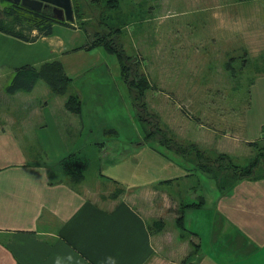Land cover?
<instances>
[{
    "label": "crops",
    "instance_id": "0c3cea01",
    "mask_svg": "<svg viewBox=\"0 0 264 264\" xmlns=\"http://www.w3.org/2000/svg\"><path fill=\"white\" fill-rule=\"evenodd\" d=\"M58 24L65 25L54 23L51 34L40 35L32 41L4 33L19 45L40 47L47 42L53 53L61 55L59 60L71 77L77 72V66L88 63L97 47L104 46L89 48L88 31L71 22V26H65L86 33L81 36L80 47L73 48L81 58L72 61L74 51L67 49L69 44L64 38L54 35ZM16 56L19 66L36 63L14 53L13 57ZM19 66L7 71L10 79ZM38 82L31 90L10 93L12 101L7 95L3 97V92L0 95L6 106L0 112V264H264V176L237 177L223 186L202 165L204 159L192 161L174 150L175 156L169 160L175 166H168L165 159L169 157L163 150L139 142L144 159H135L138 164L129 165L125 155L112 161L105 174L98 172L113 182L116 189L123 188L108 203L101 202L68 178L62 162L78 149L72 142L75 138L76 143L84 138L83 147L95 149L97 153L101 134L111 135L109 141L121 140L127 146V119L99 126L91 115L86 117V125L82 119L78 120L82 111L68 110L66 97L62 102L57 97L61 95L57 94L54 100L60 99L62 116L58 112V116L56 113L43 116L38 111L22 115L23 105L30 103L40 85ZM42 86L47 95H52L48 84ZM253 94L244 140H229L231 147L228 148L226 136H223L226 143L211 145H201L194 139L203 151L237 156L243 142L250 144L261 138L264 72L254 81ZM119 97L114 96V101L127 103L125 96ZM36 103V109L49 105L48 101L45 105L41 101ZM68 118L75 119L68 123ZM71 124L80 125L76 131L78 136L74 135ZM24 141L33 142L36 147L31 148L32 143L28 146ZM176 159H182L183 164L180 160L176 163ZM152 160L162 173L153 181L155 189L145 181L136 178L139 183L132 179L143 171L144 162ZM179 176L182 177L178 179ZM188 187L187 193L181 195L179 190ZM197 192L202 193L199 201L202 203L183 209L186 204L199 203L195 201ZM181 210L182 225L178 222ZM155 220H163V226L155 227L152 223Z\"/></svg>",
    "mask_w": 264,
    "mask_h": 264
},
{
    "label": "rangeland",
    "instance_id": "374dc122",
    "mask_svg": "<svg viewBox=\"0 0 264 264\" xmlns=\"http://www.w3.org/2000/svg\"><path fill=\"white\" fill-rule=\"evenodd\" d=\"M72 3L74 23L88 31V44L104 38L107 44L125 54L130 78L144 74L151 83L144 104L138 108L136 92L128 87L115 52L97 47L88 63L77 66V72L71 76L69 92L78 89L82 95V113L78 120L82 119L87 125L86 117L92 115L101 126L127 119V146L121 140L109 141L111 135L102 134L104 143L101 141L98 153L83 147L84 138L78 143L76 138L72 141L78 147L75 153L87 162L83 179L72 180L78 188L105 203L112 200V196L116 197L113 182L98 172L105 174L112 161L125 155L129 165L138 164L135 159H144L143 146L139 142L163 150L169 157L165 163L175 166L169 159L177 151L167 146L166 139L170 144L180 143L187 159L211 160L208 168L221 180L236 177L244 170L252 169L255 163L253 175L264 176V131L258 141L243 142L237 156L203 151L194 141L201 145L226 143L223 137L226 136L230 148L229 140H244L247 135L245 121L254 101L253 83L264 72V0H72ZM7 9L24 12L11 2L0 0V10L4 13ZM55 34L67 41L68 50L74 51L71 60L79 61L81 54L73 48L80 47L85 31L75 32L58 24ZM38 46L19 45L0 31L1 96L3 92V97L7 95L12 101L6 86L9 82L7 71L20 65L16 60L19 58L13 57L14 53L26 56L28 61H36L37 66L61 57L51 51L47 42ZM38 83L34 98L32 96L30 103L23 105L25 110L20 113L29 116L38 111L49 116L58 112L62 116L64 109L60 108V99L55 101L57 95L49 96L42 89V84H47L45 80ZM119 95L125 96L127 103L115 102L114 96ZM57 97L63 102L66 95ZM40 101L41 105L46 101L49 105L36 109V102ZM5 108L0 100V112ZM68 119L70 123L75 118ZM70 126L78 136L76 131L80 125ZM129 137H134L135 141H130ZM24 144L36 147L33 142L24 141ZM106 151L109 153L105 154ZM177 160L183 162L176 159V163ZM161 166H164L163 161ZM143 167L140 168L143 171L132 179L139 183L145 181L155 189L153 183L162 175L161 171H157L153 160L144 162ZM187 189L189 187L179 190L181 195L187 193ZM201 194L197 192L196 202L200 201ZM168 224L172 222L168 221Z\"/></svg>",
    "mask_w": 264,
    "mask_h": 264
},
{
    "label": "trees",
    "instance_id": "16d2710c",
    "mask_svg": "<svg viewBox=\"0 0 264 264\" xmlns=\"http://www.w3.org/2000/svg\"><path fill=\"white\" fill-rule=\"evenodd\" d=\"M11 2L15 7L22 9L24 12H17V11H10L6 10V12H2L0 10V30L20 39L26 41L35 40L40 35H49L53 31V24L54 23H62L65 25L71 26V22L66 20H59L54 18L48 13L43 11H37L30 9L28 7L22 6L20 3H15L11 0H7ZM21 13V14H20ZM27 23V24H25ZM19 25H22L18 28ZM101 25L102 22H101ZM108 26V25H107ZM27 29H26V28ZM115 28V27H114ZM112 29V27H110ZM119 30V28H115ZM36 30L37 33L33 34V31ZM104 46L105 49L115 52L119 58L121 63L122 75L126 77V81L128 87L133 91L136 92V99L139 106L138 108L144 104V99L146 95L147 89L151 87V83L147 76L141 74L138 78H133L128 74V65L126 66V57L125 54L121 51H117L111 45L107 44L105 39L102 38L98 41H95L92 44H88L89 48L95 46ZM45 80L46 83L51 88L52 92L57 95H66V108L75 113H81L82 111V96L78 90L69 92L72 78L69 77L64 69L63 64L60 60L52 59L41 63L40 65H32V64H25L19 66L13 72V75L6 86V91L8 93H14L19 89L31 90L38 80ZM139 118H141V114L139 112ZM149 137V136H148ZM169 139H166V143L170 148H174L179 153H183L182 155H186L184 153L183 147L180 143L170 144ZM193 146V145H192ZM219 154V153H218ZM198 158H199V154ZM222 155V154H221ZM228 155V154H227ZM224 156V155H223ZM203 159V158H202ZM205 164L203 166H207L209 172H211L220 182L221 185H225L229 183L232 179L237 177L240 178H256L253 175V171L256 168V163L253 164L251 167L252 169L248 171H243L238 176H230L227 180H221L217 174L214 173L213 170L208 168V164L211 163V160H205ZM87 168V162L82 157H79L77 153H71L65 160L62 162V169L68 175V178L73 181H81L84 177V169ZM123 192L122 187H118L115 196L119 195ZM202 203V201H201ZM199 203L195 204H186L183 209L187 206H194L200 205ZM178 222L180 225L183 223V210L180 211ZM164 224L163 220H155L153 225L155 227H162Z\"/></svg>",
    "mask_w": 264,
    "mask_h": 264
},
{
    "label": "water",
    "instance_id": "95a60500",
    "mask_svg": "<svg viewBox=\"0 0 264 264\" xmlns=\"http://www.w3.org/2000/svg\"><path fill=\"white\" fill-rule=\"evenodd\" d=\"M20 3L24 7L43 11L56 19L75 21L72 0H11ZM1 13V12H0Z\"/></svg>",
    "mask_w": 264,
    "mask_h": 264
}]
</instances>
